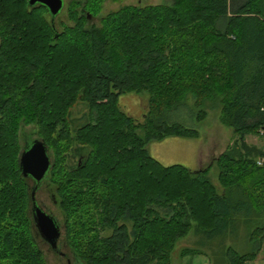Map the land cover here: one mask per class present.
Returning <instances> with one entry per match:
<instances>
[{
	"label": "trees",
	"instance_id": "obj_1",
	"mask_svg": "<svg viewBox=\"0 0 264 264\" xmlns=\"http://www.w3.org/2000/svg\"><path fill=\"white\" fill-rule=\"evenodd\" d=\"M102 1L72 2L71 24L57 30L44 5L0 0V264H48L17 163L33 139L50 158L37 188L54 193L66 251L48 248L64 264H176L198 247L210 264L253 259L264 248V149L245 136H264V0L120 4L98 15ZM128 93L145 97L139 118L119 106ZM76 102L86 113L72 125ZM215 109L232 133L215 181L212 164L150 156L151 141L199 136L194 122ZM190 229L197 248L174 250ZM240 239L248 250L225 244Z\"/></svg>",
	"mask_w": 264,
	"mask_h": 264
},
{
	"label": "rangeland",
	"instance_id": "obj_2",
	"mask_svg": "<svg viewBox=\"0 0 264 264\" xmlns=\"http://www.w3.org/2000/svg\"><path fill=\"white\" fill-rule=\"evenodd\" d=\"M74 1L76 0H62V6L59 12L52 18L53 25L57 30H60L62 28L61 24H64V25L71 24V20L67 16V8L68 6H71V3ZM169 1L170 0H121L119 2H114L111 0H103L101 2L98 15L104 14L112 9H115L120 4H134V5H138L139 3L157 4V3H167ZM88 23H94L98 25V16L94 18H90L88 20ZM122 96L123 98H126V99L122 101L119 98L118 100L121 110H123L126 114L132 116L133 118H139L142 112V109H143V105L145 103L144 95H140V94L136 95V94L128 93ZM132 104L134 106H132ZM205 112L206 114L201 121L194 122V124L201 130L199 134L200 149H201L200 155H199V161H200L201 166L212 164V167L208 171L207 175L212 181H215L216 168L213 163V160L219 153H221L225 149V146L231 142L232 133L230 131V128H228L227 126L219 122L217 109L213 111L207 110ZM85 113H86V107L81 102H76V104L71 108L70 114H69V119L71 121L73 120L71 124L76 125L77 121H82L84 119V116L82 115ZM255 137L256 136L254 135L247 136L248 144H252L253 143L252 140L255 139V145L261 146L264 149V136L256 137V138ZM168 140H170V138L166 137L160 141H151L146 145L148 153L151 156L156 157L158 161L164 165L172 163V162H169V160L167 159L168 156L173 155L176 151H182L184 147L189 148V147H192V145L197 144L195 143L194 140L192 141V143L189 141L190 145L187 141L183 144L184 140L180 138V140H182L180 141V143H178L177 145L170 146L169 144H167ZM184 153H185L183 154L184 156H188L189 150L186 149ZM258 161H260V159ZM30 183L31 182H28V184ZM34 196H35L36 204L39 207H41L46 213L50 214L55 219L56 223L58 224L60 232L56 240V243L59 244V249L61 251L62 250L66 251L64 246H61V243L63 241L62 240L63 231L61 228L62 218H61V214L56 205V199L54 197V193L51 192L47 184L42 183L40 187L37 188ZM108 233H109V229H104L103 231L100 232V235L105 236ZM194 240L195 238H194L193 232L190 229L189 232L185 236L179 238L176 241L174 245V250L178 251V248H180V246H185L189 248H197L196 245L193 244ZM48 245L49 244L47 242L40 243V249L42 250L45 256L47 263L48 264H64L63 260L56 259V257L49 250ZM197 249L204 251V248L198 247ZM196 254H204V253H196ZM178 258L176 260V264H181V261Z\"/></svg>",
	"mask_w": 264,
	"mask_h": 264
},
{
	"label": "water",
	"instance_id": "obj_3",
	"mask_svg": "<svg viewBox=\"0 0 264 264\" xmlns=\"http://www.w3.org/2000/svg\"><path fill=\"white\" fill-rule=\"evenodd\" d=\"M39 3L47 8L50 19L55 16L61 6L62 0H27L29 6ZM18 168L22 177L31 179L30 187V211L34 227L38 235L49 244L51 248H55L56 240L59 235V226L55 219L46 213L41 207L36 204L35 190L38 183L43 179L46 171L50 166V158L47 154V149L44 142L40 139H33L31 142L20 151L18 156Z\"/></svg>",
	"mask_w": 264,
	"mask_h": 264
},
{
	"label": "crops",
	"instance_id": "obj_4",
	"mask_svg": "<svg viewBox=\"0 0 264 264\" xmlns=\"http://www.w3.org/2000/svg\"><path fill=\"white\" fill-rule=\"evenodd\" d=\"M120 99L122 101H124V99H126V98H123V96H122V97H120ZM132 106H134V105L132 104ZM247 136L248 135L245 136L246 143H248L247 142ZM168 138H170V140L167 141V144H169L170 146L177 145L182 140H184L183 144L187 141L190 145V142L192 143L193 140L195 141V143H197L195 145H192V147H189V148L184 147V149L182 151H176L173 155L168 156L167 159L169 160V162L177 163V164H181V165L183 164V166L185 165L184 167L187 166V168H189L191 170H196V169L202 167L200 165V161H199V155H200V151H201L199 136L191 137V138H184V137H168ZM180 138H182V140H180ZM252 141H253L252 144L255 145V139H253ZM186 149L189 150L188 156L183 155V154H185L184 151ZM180 157H181V159H180ZM153 158L158 160L156 157H153ZM186 159H188V160H186ZM166 165H168V164H166ZM215 184H217V183H215ZM225 244L231 245L238 252L239 251L240 252L246 251L250 247L249 243L247 241H245L244 239L237 240L233 243H229V242L227 243L226 242ZM181 248H188V247L180 246V248H178V250ZM201 248H204V251L200 250L196 253H204V254H196V253L184 254L183 256L179 257L178 259H180L181 264H184V262H185V264H210V257L208 256V254H206V253H209V251L205 247H201ZM242 264H264V248H263V246L253 259L246 260Z\"/></svg>",
	"mask_w": 264,
	"mask_h": 264
},
{
	"label": "built area",
	"instance_id": "obj_5",
	"mask_svg": "<svg viewBox=\"0 0 264 264\" xmlns=\"http://www.w3.org/2000/svg\"><path fill=\"white\" fill-rule=\"evenodd\" d=\"M264 162V157L260 159V161H257V164H262Z\"/></svg>",
	"mask_w": 264,
	"mask_h": 264
}]
</instances>
